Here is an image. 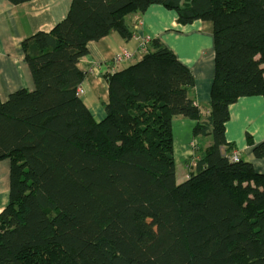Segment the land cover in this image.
Wrapping results in <instances>:
<instances>
[{
	"label": "trees",
	"instance_id": "trees-1",
	"mask_svg": "<svg viewBox=\"0 0 264 264\" xmlns=\"http://www.w3.org/2000/svg\"><path fill=\"white\" fill-rule=\"evenodd\" d=\"M151 5L182 26L212 24L208 108L190 97L191 71L155 39L105 76L97 122L76 94L77 63L110 31L131 39L125 18ZM21 49L34 89L0 101V160H9L0 264H264V175L231 162L225 139L229 106L264 98V0H71L63 20ZM178 117L211 139L181 183ZM252 153L264 159V141Z\"/></svg>",
	"mask_w": 264,
	"mask_h": 264
},
{
	"label": "crops",
	"instance_id": "crops-1",
	"mask_svg": "<svg viewBox=\"0 0 264 264\" xmlns=\"http://www.w3.org/2000/svg\"><path fill=\"white\" fill-rule=\"evenodd\" d=\"M70 2L31 0L13 5L8 0H0V101H5L16 91L34 89L21 44L37 32L48 33L65 18ZM125 23L132 32L131 39L125 40L117 32L110 31L104 38L87 43V54L77 63L81 72L79 88L82 94L79 98L93 119L98 122L105 116L104 105L108 100L105 76L111 73L108 69L113 57L121 52L134 54L133 60L117 66L115 71L138 62L142 57L138 48L143 40H159L191 71L195 85L190 97L198 108L207 109L214 76L212 24L195 21L182 26L177 23L175 11L160 5H151L143 13L128 15ZM228 111L225 139L230 145V154H236L240 160L250 163L255 172L264 175V159H256L252 153L253 146L264 141V98L258 95L241 97L229 106ZM194 125V121L181 117L172 121L177 183L185 181L194 171L195 149L204 150L211 144L210 136L193 137ZM8 195L9 160L3 159L0 160V212L8 203Z\"/></svg>",
	"mask_w": 264,
	"mask_h": 264
},
{
	"label": "built area",
	"instance_id": "built-area-1",
	"mask_svg": "<svg viewBox=\"0 0 264 264\" xmlns=\"http://www.w3.org/2000/svg\"><path fill=\"white\" fill-rule=\"evenodd\" d=\"M147 44H148V42L143 40L142 43L139 45V48H138L139 51L138 52L140 53V55H143L146 52ZM136 58H138V56ZM133 59H134V54H131L129 52L118 53L113 57L112 62H111V66L108 70L112 73L113 71H115L117 66H119L125 62H130ZM76 94L78 96H80L82 94L81 88H79V87L77 88ZM229 158H230L231 162H238L240 160L236 154H231Z\"/></svg>",
	"mask_w": 264,
	"mask_h": 264
},
{
	"label": "rangeland",
	"instance_id": "rangeland-1",
	"mask_svg": "<svg viewBox=\"0 0 264 264\" xmlns=\"http://www.w3.org/2000/svg\"><path fill=\"white\" fill-rule=\"evenodd\" d=\"M199 138V137H198ZM192 146V145H191ZM193 149H194V147H193ZM198 152V149L196 150L195 149V151H194V153H193V159H196V157H197V155L196 154H198L197 153ZM195 161V160H194ZM177 170H178V168H177Z\"/></svg>",
	"mask_w": 264,
	"mask_h": 264
}]
</instances>
